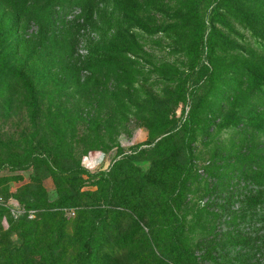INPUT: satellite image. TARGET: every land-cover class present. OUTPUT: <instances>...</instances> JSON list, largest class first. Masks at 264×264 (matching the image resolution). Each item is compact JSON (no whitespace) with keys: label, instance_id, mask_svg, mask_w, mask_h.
<instances>
[{"label":"rangeland","instance_id":"374dc122","mask_svg":"<svg viewBox=\"0 0 264 264\" xmlns=\"http://www.w3.org/2000/svg\"><path fill=\"white\" fill-rule=\"evenodd\" d=\"M0 24V264H181L166 222L194 264H264L259 223L227 244L261 191L228 176L264 159V0H0Z\"/></svg>","mask_w":264,"mask_h":264},{"label":"trees","instance_id":"16d2710c","mask_svg":"<svg viewBox=\"0 0 264 264\" xmlns=\"http://www.w3.org/2000/svg\"><path fill=\"white\" fill-rule=\"evenodd\" d=\"M42 12H43V7L40 8L38 11H36L37 16L40 17ZM39 17L37 18L38 21L40 20ZM21 21H22V14L17 12L16 13V20H15L16 25L17 26L19 25L21 27ZM0 25H2V24H0ZM3 36H4V34H0V52L13 48L11 40H8V39H10V37H6V40H8V41H5V40L3 41V38H4ZM24 43H25V40H20L18 46L16 47L17 48L16 50H19L21 48L22 44H24ZM0 58H1V56H0ZM25 69L21 68V69H19V71L20 70L23 71ZM10 76H12V75H7V76H4V78H2L3 80L5 79L4 85H8L9 83L12 82L11 80H8V79H10ZM258 90H259V88H258ZM245 155H243V156H245ZM243 156H241V157H243ZM126 160L124 158L120 161V164H123L122 167L125 170H127L129 168V160L130 159L127 157ZM241 166H242L241 170L233 169L229 173L228 180L231 179V181H232L234 178L238 177L240 179L249 180L252 182V180L258 179V181H262V182L255 183V184H261V187H260L261 191L259 192L257 190V191H254V193H252L251 190L250 191H249V189L246 190V194L250 193V195H251V193H252L253 195L250 196L249 198H247L246 201L241 202L242 204H245V208H243L238 213L239 217L237 218V220H234L232 222V225L230 227V233L231 234H228L229 242H227V244H229V246H231V248H237V247H241V246H244L247 248H252L251 244L255 243L257 241V239H250V238L241 239L240 238L241 234L239 231H240V226L249 227L251 224H255V223H259V225L264 226V159H258V160H252V161L245 159V162H243L241 164ZM216 180H217V178H215V181ZM219 180H220V178H219ZM220 181L222 182V179ZM220 184H221L220 182L216 183L215 188H213V191H216ZM177 221L178 220L173 221V222L177 223ZM166 229H167V239L170 241V243H174V246H172L171 249H169V248L167 249L168 255H169L168 257L169 258L179 257L181 259V264H194L192 261V258L190 256V253L188 252V249H187L190 245L189 240L183 236V233H182L183 229H180V224L178 227L177 225H173L171 222L169 224L166 222ZM237 238H239V240L241 239V241H237L238 240ZM219 241L216 242L217 248L223 246V243H219ZM258 243L264 244V236L258 240ZM200 244H202V241H199V245ZM213 245H215V243H213ZM211 246L212 245H210L209 247H211ZM84 248H86L88 252L91 251L90 244H88V243L84 244Z\"/></svg>","mask_w":264,"mask_h":264},{"label":"built area","instance_id":"2783aa9c","mask_svg":"<svg viewBox=\"0 0 264 264\" xmlns=\"http://www.w3.org/2000/svg\"><path fill=\"white\" fill-rule=\"evenodd\" d=\"M95 163L102 164V161L98 159V160H95Z\"/></svg>","mask_w":264,"mask_h":264}]
</instances>
